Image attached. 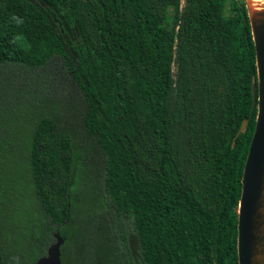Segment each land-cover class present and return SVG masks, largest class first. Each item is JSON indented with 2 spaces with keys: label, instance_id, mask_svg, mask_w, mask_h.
<instances>
[{
  "label": "trees",
  "instance_id": "1",
  "mask_svg": "<svg viewBox=\"0 0 264 264\" xmlns=\"http://www.w3.org/2000/svg\"><path fill=\"white\" fill-rule=\"evenodd\" d=\"M185 1L0 0V70L20 74L0 93L18 89L43 103L55 90L66 94L64 83L81 103L82 132L41 111L23 139L38 223L18 229L31 264L56 230L69 237L91 154L97 208L123 264H238L241 177L257 112L247 10L229 0L233 17L225 19L227 0ZM8 112L0 108V131ZM9 147L0 141L2 166L14 161ZM8 170L0 200L15 190ZM3 250L1 242L7 264Z\"/></svg>",
  "mask_w": 264,
  "mask_h": 264
},
{
  "label": "rangeland",
  "instance_id": "2",
  "mask_svg": "<svg viewBox=\"0 0 264 264\" xmlns=\"http://www.w3.org/2000/svg\"><path fill=\"white\" fill-rule=\"evenodd\" d=\"M229 3L230 1L227 0L223 8L225 19L233 17ZM185 4L186 1L181 0V6L184 7ZM16 71H18L17 68H10L7 71L0 70V86L7 88L10 80H12V84L19 85L20 74ZM175 71L176 69L173 67V73ZM61 87L65 88L66 94L55 90L53 101L43 103H39V100L33 95L25 96V91H21L23 93L19 95L18 89L12 91L8 87V92L5 93L7 97H4L2 92L0 93V108L9 110V117L2 114L6 118V127L0 131V141L4 147L10 148L9 146H11L15 152L14 161L10 157V163H6L8 167L0 165V180L3 183H6L7 178V183H10L9 177L6 176L10 165L13 167L12 175L15 177L11 178L15 190L8 194L7 198L0 200V243H3V254L7 264H31L33 260V255L29 254L27 249H23V246L27 245V239H24L26 235L18 229L26 228L29 223L36 227L38 223L37 204L32 197L30 187H28L22 164L25 153V140L23 139L29 124L41 111H46L57 117L62 129L82 132L80 123L76 122L81 105L79 97L73 92H68L70 89L66 84L63 83ZM14 114L18 117H15ZM78 139L79 137H77V141ZM80 142L81 140L76 144L77 148L80 147ZM90 158L91 160L85 165L81 182L76 187L77 198L72 199L71 225L67 229L70 234L68 238L63 236L68 240L64 241L61 247V262L62 264H123L118 247L111 243L107 217L97 208L100 201L96 180L97 160L92 154ZM3 215L8 218L5 220ZM18 246H21V250ZM8 250L15 252L11 256Z\"/></svg>",
  "mask_w": 264,
  "mask_h": 264
},
{
  "label": "water",
  "instance_id": "3",
  "mask_svg": "<svg viewBox=\"0 0 264 264\" xmlns=\"http://www.w3.org/2000/svg\"><path fill=\"white\" fill-rule=\"evenodd\" d=\"M247 5L245 23H249L255 51L256 81L251 83L252 108L256 120L241 177V194L237 210L238 264H264V4ZM244 119L237 135L244 133ZM45 255L34 264H62L61 247L64 238L56 230Z\"/></svg>",
  "mask_w": 264,
  "mask_h": 264
},
{
  "label": "bare ground",
  "instance_id": "4",
  "mask_svg": "<svg viewBox=\"0 0 264 264\" xmlns=\"http://www.w3.org/2000/svg\"><path fill=\"white\" fill-rule=\"evenodd\" d=\"M254 4V6H258L257 4H261L263 5L264 4V0H251Z\"/></svg>",
  "mask_w": 264,
  "mask_h": 264
}]
</instances>
